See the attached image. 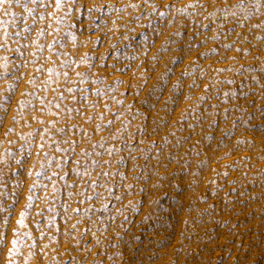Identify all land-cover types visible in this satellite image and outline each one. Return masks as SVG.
<instances>
[{
	"label": "rangeland",
	"instance_id": "obj_1",
	"mask_svg": "<svg viewBox=\"0 0 264 264\" xmlns=\"http://www.w3.org/2000/svg\"><path fill=\"white\" fill-rule=\"evenodd\" d=\"M0 264H264V0L0 5Z\"/></svg>",
	"mask_w": 264,
	"mask_h": 264
},
{
	"label": "snow or ice",
	"instance_id": "obj_2",
	"mask_svg": "<svg viewBox=\"0 0 264 264\" xmlns=\"http://www.w3.org/2000/svg\"><path fill=\"white\" fill-rule=\"evenodd\" d=\"M8 2V0H0V5H3V4H5V3H7ZM22 222V221H21Z\"/></svg>",
	"mask_w": 264,
	"mask_h": 264
}]
</instances>
